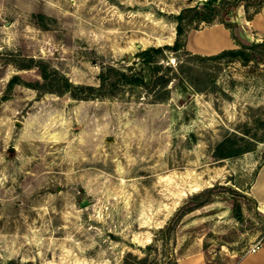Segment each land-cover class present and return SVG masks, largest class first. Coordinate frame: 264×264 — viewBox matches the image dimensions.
I'll use <instances>...</instances> for the list:
<instances>
[{
    "label": "rangeland",
    "instance_id": "374dc122",
    "mask_svg": "<svg viewBox=\"0 0 264 264\" xmlns=\"http://www.w3.org/2000/svg\"><path fill=\"white\" fill-rule=\"evenodd\" d=\"M204 1L0 0V264H175L189 247L222 264L264 232V203L249 189L264 160V34L246 22L262 0L183 22L191 34L224 21L253 57L166 48L164 89L41 92L28 82L37 67L23 66L33 55L97 85L109 66L132 67L141 47L171 43L174 14ZM193 194L205 200L194 206ZM168 220L167 237L153 239Z\"/></svg>",
    "mask_w": 264,
    "mask_h": 264
},
{
    "label": "trees",
    "instance_id": "16d2710c",
    "mask_svg": "<svg viewBox=\"0 0 264 264\" xmlns=\"http://www.w3.org/2000/svg\"><path fill=\"white\" fill-rule=\"evenodd\" d=\"M237 0H224L221 4L212 3V0H205L200 6L193 5L182 8L179 12L174 14V18L176 19L175 23V37L171 43H161V44H149L147 46L141 47L136 51L137 61L132 67L129 68H121L109 66L107 70H103L99 75V84H82L75 83L71 79H69L63 72L59 71L56 68H51L48 62L42 58H36L33 55L28 56V59L23 66H36L39 78L35 79L33 82L29 84L41 92L43 91H64L69 90L73 92L74 95L80 97L84 95H98L101 93H108L114 85L116 84H129L134 85L137 83H148L149 81H153L154 83L161 84L162 89L166 88V84L169 81V75L166 71H159L158 68L161 66L159 63L158 57H165V49H173L178 50L185 43L186 31L183 27V22L187 21L189 18L196 17L202 21H211L215 15L217 14L219 7H224L227 2H233ZM243 3L244 9L247 10V1L248 0H239ZM251 1V0H250ZM253 1V0H252ZM264 2L262 0L259 3V6ZM259 6H255V11ZM222 21V20H218ZM226 27H229L230 35L233 40L239 44V42L234 38L232 31L230 30V26L222 21ZM187 44V42H186ZM185 44V45H186ZM188 58L190 59H207V58H215L224 55L238 56L240 58H252L253 53L249 49L246 48V45H242L240 43L238 46L232 47H223L220 50L214 53H199L193 52L189 49L185 51ZM183 64H179V67L182 68ZM184 70V69H183ZM193 71V67L189 64L186 66V75H191ZM208 73L203 70L201 74ZM184 75L179 73L178 79L182 82ZM19 75L14 73L8 81V84H12L18 81ZM50 80L51 83L46 84V81ZM85 88V89H84ZM238 147H232V152H237L239 150ZM191 198L194 201V206H198L201 204L205 197L201 194H193ZM233 208L235 209V214L237 216L240 215V208L238 202H233ZM173 228V223L171 220H168L165 224L158 227L157 232L154 234L153 239H156L157 233L161 234L163 237H167L169 231ZM147 247L151 246L150 243L146 245ZM170 261L167 260L164 264H169ZM175 264L176 261H175Z\"/></svg>",
    "mask_w": 264,
    "mask_h": 264
},
{
    "label": "crops",
    "instance_id": "0c3cea01",
    "mask_svg": "<svg viewBox=\"0 0 264 264\" xmlns=\"http://www.w3.org/2000/svg\"><path fill=\"white\" fill-rule=\"evenodd\" d=\"M255 20V21H254ZM247 24L252 27L256 32L264 34V2L252 12V14L246 18ZM217 28L224 32L223 36L227 38L226 45L220 47H201L198 48L195 45L190 46L191 50L199 53H214L223 47H232L236 45V42L230 35L229 28L220 23H214L203 31H214ZM199 31V33H203ZM189 35V37H188ZM188 37V40H187ZM191 39V34L189 30L185 36V44L189 45ZM193 43V42H192ZM251 193L255 199L259 202V205L264 203V160L260 164L254 179L251 181ZM262 239V244L253 250L242 251V250H229L228 253L223 254L222 264H264V232L260 235ZM203 251L197 250V248L189 247L186 252L179 254L177 257V264H208Z\"/></svg>",
    "mask_w": 264,
    "mask_h": 264
},
{
    "label": "bare ground",
    "instance_id": "6f19581e",
    "mask_svg": "<svg viewBox=\"0 0 264 264\" xmlns=\"http://www.w3.org/2000/svg\"><path fill=\"white\" fill-rule=\"evenodd\" d=\"M223 34H224L223 31H222V33L220 32V34H216V35H213V31H211L210 33H208V31H203V33H199V31L192 32L191 33V39L189 42V46L195 45L198 48L209 46L211 48H215V47H220V46L226 45L227 38H225L223 36ZM188 37H189V35H188ZM188 37H187V40H188ZM160 41H163V39L162 38L156 39L157 43ZM197 188H198V183H194L191 185L189 190L193 191V190H196Z\"/></svg>",
    "mask_w": 264,
    "mask_h": 264
},
{
    "label": "built area",
    "instance_id": "2783aa9c",
    "mask_svg": "<svg viewBox=\"0 0 264 264\" xmlns=\"http://www.w3.org/2000/svg\"><path fill=\"white\" fill-rule=\"evenodd\" d=\"M262 244L261 236L257 237L252 243L246 246L245 250H253Z\"/></svg>",
    "mask_w": 264,
    "mask_h": 264
},
{
    "label": "water",
    "instance_id": "95a60500",
    "mask_svg": "<svg viewBox=\"0 0 264 264\" xmlns=\"http://www.w3.org/2000/svg\"><path fill=\"white\" fill-rule=\"evenodd\" d=\"M127 57H131V53H127ZM87 200L85 199V200H83L82 202H81V204H84L85 202H86Z\"/></svg>",
    "mask_w": 264,
    "mask_h": 264
}]
</instances>
